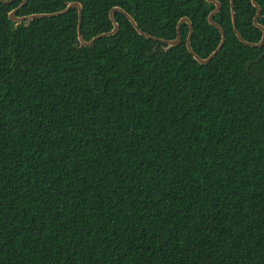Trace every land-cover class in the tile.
Segmentation results:
<instances>
[{"label":"trees","instance_id":"obj_1","mask_svg":"<svg viewBox=\"0 0 264 264\" xmlns=\"http://www.w3.org/2000/svg\"><path fill=\"white\" fill-rule=\"evenodd\" d=\"M0 0V264H264V44L227 42L208 64L120 29L90 46L78 9L15 22ZM83 5L82 34L121 6L167 39L195 25L208 57L222 41L208 0H28L18 15ZM259 22L264 25V0ZM237 27L257 42L251 0Z\"/></svg>","mask_w":264,"mask_h":264},{"label":"water","instance_id":"obj_2","mask_svg":"<svg viewBox=\"0 0 264 264\" xmlns=\"http://www.w3.org/2000/svg\"><path fill=\"white\" fill-rule=\"evenodd\" d=\"M1 1H3L6 4H9L15 0H1ZM208 1L216 4V8L209 15V20H210L211 24L217 26L221 30L222 35H223L222 41H221L220 45L218 46V48L216 50H214L208 57H203L202 55L197 53L193 47L192 41H193V35L195 32V25H194V21L189 16H184L183 18L180 19V21L178 23V36L174 39H167V38L152 35L146 31H144L142 28L139 27L135 18L128 11H126L123 7L117 5V6H114L113 8H111V10H110V19L113 22V28L109 31L102 32V33L94 36L90 40H87V39H85L84 35L82 34L83 5H82V2H80V1L69 2V4L65 8L58 10V11H54V12H40V13H32V14H27V15H18V11L28 2V0H23L21 2V4H19L17 7L10 10L8 15L12 21L19 22V21H24L26 19L36 18V17L58 16V15H61V14L68 12L71 8L75 7L78 9V15H79L78 37H79L81 45H84V46H90L97 39H99L101 37L115 35L119 32L120 25H119V22L117 21V19L115 17L116 11H120V12L124 13L129 18V20L132 22L133 26L136 28V30L139 32V34H141L147 38L154 39L156 41L167 43L170 47L179 45L183 42L184 37H183L182 27H183L184 23H189L191 31H190L189 37L187 39L188 48H189L190 52L194 54L195 58L200 63L208 64L217 56V54L223 49V47L225 46V44L227 42V32H226L225 28L216 20V15L223 8V3L220 0H208ZM251 1H252V4L256 7V14H255L254 19H253L254 24L257 27H259L263 32L261 39L257 42H254V41H249L243 37L239 28L237 27L235 0H231V2H232L233 26H234L236 35L238 36V38L241 42H243L246 45L252 46V47H261L264 44V25L259 22V17L261 16V13H262V7L257 0H251Z\"/></svg>","mask_w":264,"mask_h":264}]
</instances>
